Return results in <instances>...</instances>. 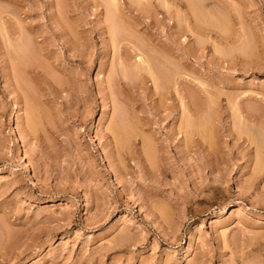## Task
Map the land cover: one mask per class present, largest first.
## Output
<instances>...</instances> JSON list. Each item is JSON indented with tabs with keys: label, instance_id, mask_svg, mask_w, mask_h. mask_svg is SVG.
<instances>
[{
	"label": "rangeland",
	"instance_id": "374dc122",
	"mask_svg": "<svg viewBox=\"0 0 264 264\" xmlns=\"http://www.w3.org/2000/svg\"><path fill=\"white\" fill-rule=\"evenodd\" d=\"M138 1L0 0V264H264V0Z\"/></svg>",
	"mask_w": 264,
	"mask_h": 264
},
{
	"label": "bare ground",
	"instance_id": "6f19581e",
	"mask_svg": "<svg viewBox=\"0 0 264 264\" xmlns=\"http://www.w3.org/2000/svg\"><path fill=\"white\" fill-rule=\"evenodd\" d=\"M109 1H110V0H108V3H109ZM114 1H115V0H114ZM136 1H137L138 4H139V1H138V0H136ZM105 2H107V0H105ZM129 2H130V1H129ZM187 2H188V1H187ZM113 3H114V2H113ZM140 3H141V1H140ZM164 3H165V2H164ZM188 3H189V2H188ZM104 4H106V3H104ZM104 4H103V5H104ZM114 4H115V3H114ZM114 4H113V5H114ZM117 4H118V3H117ZM138 4H137V5H138ZM189 4H190V3H189ZM193 4H194V5H193V7H194V6H195V3H193ZM196 4H197V3H196ZM198 4H199V3H198ZM133 5H134V3H133ZM142 5H143V4H142ZM110 6H112V3H111V4H108V7H105V9H108ZM138 6H139V5H138ZM188 6H190V5H188ZM198 6H199V5H198ZM198 6H197V7H198ZM112 7H113V6H112ZM112 7H111V8H112ZM114 7H115V6H114ZM136 7H137V6H136ZM168 7H169V6H168ZM191 7H192V6H191ZM193 7H192V9L194 10ZM195 7H196V6H195ZM197 7H196V8H197ZM116 8H117V7H116ZM169 8H170V7H169ZM188 8H190V7H188ZM108 10H109V9H108ZM116 10H117V9H116ZM116 10H115V11H116ZM193 10H192V11H193ZM196 10H197V9H196ZM196 10H195V11H196ZM110 11H112V10L110 9V10H109V13H110ZM117 11H118V10H117ZM117 11H116V12H117ZM196 12H197V11H196ZM199 12H200V11H199ZM199 12H198V13H199ZM201 12H202V11H201ZM112 13H113V12H112ZM112 13H111V15H113ZM106 14H107V13H106ZM115 14H116V13H115ZM119 14H120V13H119ZM111 15H110V17H111ZM117 15H118V12H117ZM194 15H197V13H196V14L194 13ZM202 15H204V14L202 13ZM207 15H208V14H207ZM108 16H109V15H108ZM211 16H212V15H211ZM110 17H108V18L110 19ZM112 17H113V18L116 17V19H117V16H115V15L112 16ZM112 17H111V18H112ZM194 17H195V16H194ZM196 17H197V16H196ZM205 17H206V16H205ZM205 17H204V20H206ZM208 17H209V16H208ZM201 18H202V17H201ZM213 18H214V17H213ZM215 18H216V17H215ZM109 19H108V21L111 22V20H109ZM197 20H199V19H197ZM200 20H201V19H200ZM200 20H199V21H200ZM204 20H203V21H204ZM215 20H216V19H215ZM203 21H202V22H203ZM209 21H211V20H209ZM209 21H208V22H209ZM195 22H196V21H195ZM213 22H214V21H213ZM215 22L217 23V21H215ZM113 23H114V22H113ZM116 23H117V22H116ZM200 23H201V22H200ZM111 24H112V23H111ZM214 24H215V23H214ZM113 25H114V24H113ZM202 25H203V23H202ZM208 25H209V24H208ZM115 26H116V25H115ZM210 26H211V25H210ZM213 28H214V27H213ZM193 34H194V33H193ZM196 35H197V34H196ZM145 49H146V48H145ZM142 52H143V51H142ZM146 53H147V52H146ZM146 53H145V54H146ZM149 56H150V55H149ZM141 59H142V58H141ZM148 62H149V61H148ZM147 64H148V63H147ZM117 127H118V126H117ZM186 127H187V126H186ZM203 130H204V129H202V131H203ZM261 154H262V153H261ZM238 211H240L239 208H236V209L233 210V212H236V213H237Z\"/></svg>",
	"mask_w": 264,
	"mask_h": 264
}]
</instances>
